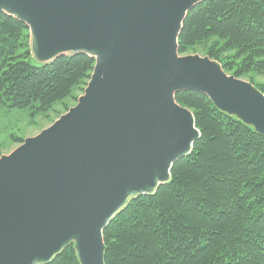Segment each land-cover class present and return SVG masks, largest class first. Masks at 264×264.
Here are the masks:
<instances>
[{
    "label": "water",
    "instance_id": "water-1",
    "mask_svg": "<svg viewBox=\"0 0 264 264\" xmlns=\"http://www.w3.org/2000/svg\"><path fill=\"white\" fill-rule=\"evenodd\" d=\"M202 1L0 0V13L29 27L37 63L95 59L78 103L0 157V264H48L70 245L80 264H106V227L170 182L201 137L181 91L264 136L262 91L209 56L179 53Z\"/></svg>",
    "mask_w": 264,
    "mask_h": 264
},
{
    "label": "trees",
    "instance_id": "trees-1",
    "mask_svg": "<svg viewBox=\"0 0 264 264\" xmlns=\"http://www.w3.org/2000/svg\"><path fill=\"white\" fill-rule=\"evenodd\" d=\"M24 32L25 23L0 13V108H44L90 80L94 58L39 64ZM201 45L221 61L235 50L236 77L264 73V0L198 3L184 21L179 53ZM176 100L193 111L201 137L173 165L170 182L132 199L106 227V264H264V136L204 94L181 91ZM48 264L80 262L70 245Z\"/></svg>",
    "mask_w": 264,
    "mask_h": 264
},
{
    "label": "rangeland",
    "instance_id": "rangeland-1",
    "mask_svg": "<svg viewBox=\"0 0 264 264\" xmlns=\"http://www.w3.org/2000/svg\"><path fill=\"white\" fill-rule=\"evenodd\" d=\"M23 35V42L30 44V31L24 32ZM204 46L206 45H201L196 53L189 52L188 54L209 56L205 50L200 49ZM214 48H217V46ZM234 53L235 50L223 53L222 61L214 59L220 62L222 66L225 65L227 71L224 70L233 76L240 69L241 60V58H233ZM237 78L249 81L258 89L260 88V91L264 89V73H260L258 70H250L249 73ZM89 81L87 80L85 85L74 87L68 96L44 108L40 107L38 103L26 108H0V157L10 154L24 143L26 138L36 136L43 129L52 125L61 115L68 112L71 107H74L78 103L79 97L84 94Z\"/></svg>",
    "mask_w": 264,
    "mask_h": 264
}]
</instances>
